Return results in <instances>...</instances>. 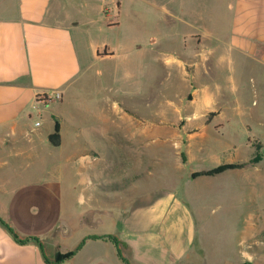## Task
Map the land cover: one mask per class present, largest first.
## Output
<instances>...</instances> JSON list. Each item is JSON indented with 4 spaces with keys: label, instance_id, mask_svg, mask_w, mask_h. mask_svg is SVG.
Returning a JSON list of instances; mask_svg holds the SVG:
<instances>
[{
    "label": "crops",
    "instance_id": "crops-1",
    "mask_svg": "<svg viewBox=\"0 0 264 264\" xmlns=\"http://www.w3.org/2000/svg\"><path fill=\"white\" fill-rule=\"evenodd\" d=\"M68 1L0 0V218L21 236L41 237L45 249L46 240L70 234L78 220L85 222L92 229L79 243L95 238L87 239L62 264H125L108 236L119 239L122 255L130 253L131 264H194L210 235L218 233L213 229L231 222V214L209 212L205 197L193 210L178 187L154 185L155 174L162 173L156 170V158L168 153L157 151L156 143L188 142V164L197 157L203 165L187 170L177 153L175 165L164 171L177 174L173 182L189 180L196 186L227 183L233 169L189 179L187 172L245 163L223 162L219 150L207 153L198 144L207 137L209 126L231 122V133L242 134L251 151L257 150L251 143L257 141L264 158V0H212L215 4L207 8L204 0H166V17L158 22L168 30L149 40L155 54L156 46H163L166 89L173 92L166 96L165 119L160 122L141 117L118 96L101 90L92 101L79 96L80 85L91 76L100 79L103 71L91 70L82 60L79 47L94 33L73 18ZM107 2L101 0L97 14L107 18L108 27L118 26L121 3H113L112 13H117L113 19ZM171 20L186 29L172 32ZM92 56L103 62L116 52L108 45L102 49L95 45ZM155 75L148 81L153 98ZM173 77L179 80L178 87L172 84ZM220 78H230L231 100ZM124 121L130 123L125 129ZM56 122L57 146L49 139ZM125 141L133 145L128 148ZM228 149L229 145L222 151ZM125 156L133 158L137 166L133 170L146 173L147 180L134 183L132 189L140 192L127 198L123 215L122 207L102 213L103 198L122 197L118 181L123 178ZM163 163L161 159L160 166ZM256 217L264 219V213ZM240 226L239 243L248 244L252 224ZM234 235L225 233L223 242L228 244ZM242 260L236 264H255L245 251ZM0 264L46 263L37 244L17 243L0 224Z\"/></svg>",
    "mask_w": 264,
    "mask_h": 264
},
{
    "label": "rangeland",
    "instance_id": "rangeland-1",
    "mask_svg": "<svg viewBox=\"0 0 264 264\" xmlns=\"http://www.w3.org/2000/svg\"><path fill=\"white\" fill-rule=\"evenodd\" d=\"M84 1L87 4L85 6L83 5ZM107 1L110 5V9L113 3L117 1L121 3L119 18L115 19L119 21L118 26L108 27L107 18H103L97 14L100 9L99 5L101 4V0H99V2H96V0H70L67 2L68 10L71 12L70 14L73 15V18L83 23L85 27L88 25V29L94 33L90 41H86V44L84 43L83 46L81 45L79 47L82 60L84 62H89L91 70L103 71L100 79L91 76L88 82L80 85L78 94L80 97L84 98V101H92L96 99L94 96L95 93L101 90L107 95H112L114 97L118 96V99L122 100L123 104L128 109L137 112L141 117L153 118L157 122H160L162 118L165 119V106L168 102L166 96L170 93L173 94V92L168 88L166 89V80H168V77L164 72L165 61L161 49L163 46L157 45L155 54L149 40L154 33L158 35L159 32L164 33L168 30L166 24L158 22V20H164L163 4L166 0ZM213 3L215 4L212 0H204V8L213 6ZM110 11L114 19V15H117V13H112V9ZM171 24L172 32H181L186 29L180 21L171 20ZM95 45L101 49L103 46L108 45L116 52V56L103 62L96 61L92 56V49ZM155 72L156 85L155 97L153 98V94L149 90L148 81L149 77L152 78ZM174 77L171 82L174 84V87H178L179 80H177V77ZM220 79V81H222L221 84L224 85L225 90L228 91L225 94L231 100V82H227L230 78ZM127 123L128 121H124V129L130 124ZM206 134L207 137L205 140L202 139L198 142V144L203 145L206 152L213 149L219 150V157H221L223 162H245L235 163L239 165V167L231 170L230 181H227V183L220 182L216 186L214 183V185H211V183L208 185L196 186L189 180L173 182V178L177 174L174 172L169 174V172L164 170L175 165L173 156L177 153L181 155L183 163H189L187 162L188 142H180L181 146H177V142L174 141L163 143L162 140H158L156 143L157 151H168V153H166V156L163 158L158 156L156 158V170H161L162 173L155 174L154 185L159 187L165 186V188L173 187V189L178 187L176 191L188 201L193 210L196 209L198 200L201 201L203 200L202 198L205 197L209 198V212L214 209L213 212L219 215L231 214V222L226 221L221 227H215L213 229L218 231V233L215 234L214 232V235H210L200 254L195 258L194 264H228L229 261H231V264L240 263L243 261L242 255L244 251L255 258V264H264V219L260 220L256 217V214L262 216L264 213V158L261 155L258 142H251L254 147L257 146V150L251 151V148L245 146V142L242 139L243 136H241L242 134L236 136L231 133V122L220 128H216L213 125L209 126ZM131 144L132 142L125 141V145L129 146L128 148L131 147ZM228 145L230 147V149H228L229 151H222L224 146ZM133 147L136 146L134 145ZM129 150L130 149L125 148V152ZM256 155H261L260 159L255 160L254 157H256ZM161 159L165 162L163 166H160ZM189 161H191V163L188 164V166L186 165L187 170H194L203 165L200 162V158L197 157L193 160L189 159ZM123 167V178L121 182L118 181V184L121 185L118 186L121 187L120 192L122 193V197L119 199L111 197L103 198L99 206V210L102 211V213H109L112 209L114 210L115 207L117 209L122 207L123 215L129 206L127 198L133 193L140 192V190L132 189L134 183L137 182L138 178H142L144 181L147 180L146 173L143 175L133 170V168L137 169V166L134 165L131 156L124 157ZM131 169L133 171H131ZM151 169V171L154 170L153 168ZM184 174L183 172L179 173L183 179ZM194 174L195 173L187 172L188 179ZM198 193L203 196L197 197ZM69 213L73 214L71 211ZM118 216H120V214H118ZM250 216H252L251 221L247 220ZM255 217L256 219L254 220ZM75 224V230L71 233L69 232L70 234L65 233L62 236L59 235L55 239L46 240V249L49 256L52 255L50 253L51 250H72L79 243L82 236L92 229L85 222L82 223L79 222V220ZM225 224L228 225L227 229ZM251 224L253 228V238L248 242L250 246V250H248L247 242L240 245L239 241L241 236L239 233L241 228L240 225L247 226ZM255 230H258V233ZM229 231H231V234L235 235L231 238V241L226 244L223 242V235L225 233L228 234ZM255 254L257 256H255ZM123 257L129 261L130 253L125 252Z\"/></svg>",
    "mask_w": 264,
    "mask_h": 264
},
{
    "label": "trees",
    "instance_id": "trees-1",
    "mask_svg": "<svg viewBox=\"0 0 264 264\" xmlns=\"http://www.w3.org/2000/svg\"><path fill=\"white\" fill-rule=\"evenodd\" d=\"M50 142L57 146L60 143V134H59V124L58 122H56L55 124V129L54 132L49 136ZM261 155H256V157H254L255 160L260 159ZM239 167V165L236 164H225V165H221L218 166L210 171L207 172H203V173H198V174H194L193 176H197V175H216L219 173L224 172L225 170L228 169H234ZM0 224L7 230L9 231V233L12 235V237L14 238V240L21 244V245H25V244H29V243H35L39 246L41 253L43 255L44 261L46 264H62L64 261L70 259L71 257H73L81 248L82 246L85 244L86 240L89 238H95V237H87L84 238L79 245L73 249V250H67V251H56L54 252L52 255H48L46 253V249H45V245L41 239V237L39 236H21L17 230L15 229V227L8 221L0 218ZM109 239L113 242V244L115 245L118 255L119 257L123 260V262L125 264H131L127 259H125L122 255V250H121V242L119 241L118 238L114 237V236H108ZM244 264H252L250 262H246Z\"/></svg>",
    "mask_w": 264,
    "mask_h": 264
},
{
    "label": "built area",
    "instance_id": "built-area-1",
    "mask_svg": "<svg viewBox=\"0 0 264 264\" xmlns=\"http://www.w3.org/2000/svg\"><path fill=\"white\" fill-rule=\"evenodd\" d=\"M46 98H47V96H46Z\"/></svg>",
    "mask_w": 264,
    "mask_h": 264
}]
</instances>
